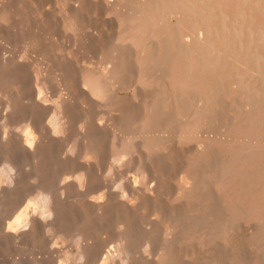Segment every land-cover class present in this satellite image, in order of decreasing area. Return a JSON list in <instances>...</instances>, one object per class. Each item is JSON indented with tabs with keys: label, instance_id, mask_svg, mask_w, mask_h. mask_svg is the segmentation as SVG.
Wrapping results in <instances>:
<instances>
[{
	"label": "bare ground",
	"instance_id": "1",
	"mask_svg": "<svg viewBox=\"0 0 264 264\" xmlns=\"http://www.w3.org/2000/svg\"><path fill=\"white\" fill-rule=\"evenodd\" d=\"M110 4L108 10L116 13V35L108 60L98 67H82L77 82L100 107L103 100L120 97L127 79L144 92L131 94L130 107L118 108L123 116L117 124L99 122L85 112L78 126L83 155L76 159L74 148H68L73 156L65 160L66 171L54 181L35 173L34 195L28 199L19 162L28 160L37 170L46 144L53 148L66 141L70 101L60 93L58 101L52 102L43 86L37 85L29 96L26 88L13 92L8 84L2 85L6 72H0V94L4 95L0 99V109L4 107L0 114V244L21 248L32 239L61 234L74 225L76 250L50 247L38 264H133L137 250H149L151 245L145 243L151 242L156 230L160 233L162 225L163 241L156 242L152 258L139 257L142 264H216L218 258L236 264L239 241L230 245L215 241L195 260L180 242L182 235L196 231L198 235L190 237L204 246L207 241L212 244L211 239H221V229L232 224L233 233L245 227L241 235L256 240L249 246L255 253L248 260L260 264L264 257V0H112ZM8 10L0 4V17ZM21 110L26 111L28 122L25 133H9V121ZM103 131L110 133L104 140L99 139ZM190 141L193 144L181 146L180 153L174 150L180 154V158L175 155L180 159V174L174 179L176 195L161 205L160 189L169 175L164 166L173 153L148 169L144 156L135 152ZM105 151L111 152L109 168L116 167L120 176L124 177L123 164L140 170L122 179L116 191L107 187V179L99 173L98 160ZM148 170L156 182L140 183ZM148 203L154 206L155 216L149 221L138 219ZM68 206L77 207L81 218L78 209V219L68 214ZM110 212L122 218L116 220L117 244L83 242L90 234L85 230L87 223H104ZM173 222L180 226L171 231ZM137 238L143 241L142 248ZM18 254L11 264H25Z\"/></svg>",
	"mask_w": 264,
	"mask_h": 264
},
{
	"label": "rangeland",
	"instance_id": "2",
	"mask_svg": "<svg viewBox=\"0 0 264 264\" xmlns=\"http://www.w3.org/2000/svg\"><path fill=\"white\" fill-rule=\"evenodd\" d=\"M111 1L112 0H0V4L5 5L9 9L8 13L6 12V16H4L3 18L2 16L0 17V72L2 71L6 72L5 80L2 85L8 84L7 85L8 88L9 89L11 88L10 90H12L13 92H17V90H24V88H26L24 91H25V95H27L28 93V96L31 94L32 91L33 92L37 91V87L40 88L41 86H43L45 92L44 95L47 96L48 99H50V101L51 100L52 102L58 101L61 93L63 94V96L66 95L65 97L68 98V100L70 101V107H71L69 108L71 112L70 111L68 112L69 128L67 131V139L63 143L66 145H64L63 147L62 144L58 147L54 146L52 148L51 145L47 143L44 148L43 160L39 163L40 165L38 166L37 170L36 167L34 168L35 171L37 172L35 171L32 172V170H34L32 168V163L29 164L28 160L20 159L21 162L23 161L22 163L21 162L19 163L21 167H23L22 180L25 184L24 186L25 193L26 195H28L26 196V199L34 195L35 177L37 176L38 178L43 177V179L45 180H47V178L54 177L52 179L50 178L51 180L54 181L56 177H58L61 173L66 171L65 160H67L68 157L74 155L73 157L77 159L83 155L85 147L82 146L80 135H78V132L80 131L78 126L80 124L79 122L81 121V119L84 118L85 112L86 114L88 113L87 114L88 116L90 117L93 116L92 118L97 119V121L99 122L103 121L104 123L112 122V124H117L118 122L121 121L119 119H121V117L123 116V114L118 110V108H120L121 106L130 107L132 102L131 96L134 93H136L135 95H139L142 93V91L144 92V90L141 88L140 85H138L137 83L136 85L134 82L127 79L126 81L127 84L125 86L128 87L127 89L125 87V89L123 88L119 91L120 97L116 99L115 97L112 98L109 97L107 98V100H103L104 103L101 104L100 107V104L98 103L96 104V102L93 99H91L88 95H86L83 92L81 88L82 86L77 82L78 75L80 73L79 70L82 67H92V66L98 67L102 64H106L108 60V57L111 52V40L116 35L115 33L116 13L115 12L113 13L111 12V10L110 11L108 10V8L110 9L111 7L110 4ZM76 8H78L77 14H73L74 9ZM4 63L8 64L7 68H5ZM36 79H38L39 85L37 84ZM74 83L76 85H74ZM69 85H71L72 88L69 87ZM28 88L30 92H28ZM139 90L141 92H139ZM3 96H4L3 93L2 95L0 94V99L3 98ZM84 97L86 98V100ZM87 97L88 100L89 99L91 100L88 101V103H87ZM84 100L88 105H86ZM91 102L93 104H91ZM3 111H4V107H1L0 114ZM25 112H26L25 110H21L12 120L9 121L7 125V128L10 131V132L8 131L9 133H11V131L14 133H25V129L27 127L26 124H28L27 120H25L26 119ZM0 123H1V118H0ZM109 134L110 133H108V131H103L102 133H100L99 139L101 138L104 140L109 137L107 136ZM170 135L171 133H167L166 136L169 137ZM191 143L193 144V142L190 141V143L189 142L184 143L185 145L183 144V145L169 146L170 148H175V149H170L169 147H166L163 149L161 148L152 151H148L145 149L146 147H142L141 149L135 152L136 154H138L139 157L144 156L143 157L144 159L142 161L144 162V164L148 165L147 166L148 169H150V167L152 166H155V164H157V162H159L161 158L165 157V155L167 154L171 155V153H173L172 157L166 161L167 166H164V169H166L164 171L165 172L168 171L167 174H169L170 176L169 175L167 176V178L164 180L162 184V188L160 189V193L163 198L161 200L162 202L160 201L161 205L164 204L165 202L167 203L166 198H168V200H171L176 195L174 179L178 174H180V170H179L180 165H178L180 164V159H178L180 158V154L178 156L176 151L177 152L179 151L180 153L181 146L190 147L192 145ZM186 144L187 145L190 144V145L187 146ZM63 148L66 150L64 151ZM68 148H72V149L74 148L75 153L73 155L67 153ZM168 149H170L171 152ZM60 150L62 152H60ZM174 150L176 151L174 152ZM2 151L3 150L0 147V164L2 162V157H3ZM52 153L54 156L52 157L53 159L51 158ZM105 153L106 154L100 159L101 161L98 160V162L100 168L99 173L103 178L107 179L106 180L108 184L107 187L112 189L114 188L113 190L116 191L119 188L118 186L121 185L123 181L122 179H125L127 175L129 176L137 175V173L140 172V170L133 165L131 166L130 164H126V165L123 164L121 170L122 172L124 171L123 172L124 177L120 176L116 167L115 169L109 168L110 165L109 162H111L110 160L111 152L105 151ZM135 153L134 156L137 157ZM54 154L57 155L55 156ZM65 154L67 155L65 156ZM175 155L178 158L175 157ZM172 158L174 159L171 160ZM44 160L46 161L44 162ZM128 160L129 158L127 159V161ZM35 173L37 174V176ZM151 173L152 172L151 171L149 172L148 170V172H146L145 177L142 178L140 177L141 178L140 183L148 182V184H153L154 181L156 182V179L153 178V175ZM74 175L70 174V177ZM151 178L154 180H152ZM152 208H154V206H152L150 203L146 204L144 210L140 211L139 213L142 216L144 215V217L138 214V219L146 221V217H147V221L151 220L152 217L155 216L151 213ZM76 209L78 208L75 206H68L66 208V211L68 212V214L73 213L71 215L74 216V218L77 217L76 219H78V216H80L81 212L79 211V209L78 212H76L77 211ZM75 212L78 213L77 214L78 216L76 215V217H75L76 214ZM120 218L118 215H114L112 212H110L106 222L104 223L94 222L92 220L89 221L85 226L86 227L85 230L88 231L90 234L87 238L85 237V239H83V242L86 239H88V241L95 244H102L106 242L108 247L110 246L114 247L117 244V236H118V228L116 227L117 224L116 220L117 219L122 220V218L121 219ZM171 224L172 226L169 227L171 231H174L179 225L176 224V222H173ZM70 226L71 227L69 226L66 227V230L62 232L63 234L48 233V235L45 234L40 238L38 237L39 239L38 238L32 239L33 242L30 240L27 244L23 245L21 248L18 247L15 249V247L9 243H6L8 245L0 244V264H11L13 258L17 255V253H19L18 255L21 256V258L25 261V264H33V263L38 264L39 258L43 256H47L49 254L48 251L50 247L53 246L54 248L57 246L59 247L64 246L66 248H70L73 251L76 250V243L78 241L76 236L77 229H75L74 225H70ZM240 227H244V226H240ZM163 228L164 226L162 227L161 225L160 233L158 232V230H156L157 233L155 231V235L153 237L154 240L153 239L151 240V242L155 241L153 242L154 245L151 244L150 241L149 243L147 242L145 243L151 245V248L150 247L148 248L149 250L144 249L139 251V249L137 248L138 249L137 252H139L137 254L138 258H136V262L134 261L133 264H142L141 259L139 258L141 255H145L143 256L144 258H148V257L152 258L155 255L154 248H156L157 246L156 242L157 244H159V242L161 243V241H163L164 239L162 232V230H164ZM244 229L241 228L240 230L237 229V231L234 232L235 233L234 235L233 225L228 224L223 229H221L222 231L221 239H216V240L211 239L212 244H209L211 242L207 241L208 244L206 246H204L206 243H203L201 241L199 242L198 240H196L197 238L190 237L191 235L189 234H193L197 236L198 233L196 231L187 232L185 230V232H187L188 234L182 235L184 236L185 239L183 238L182 240H180V242L181 244L183 242V246L186 247L187 251L193 255V260H195L196 258H199L198 256L201 253L203 252L205 253L206 251L205 247L209 245H215L216 244L215 241H219L221 245L224 244L230 245L233 242L237 243L239 241L238 243H240L243 246V248L242 246L240 247L239 250L240 254L238 255V257L239 256L240 257L239 258L237 257L238 259L236 258L237 262L235 263L251 264L250 262L251 260L248 259L250 258V256L251 257L253 256L254 250L250 247H252V245L256 240L250 236L244 237L245 234L241 235ZM46 235L48 237H52L50 239L57 244L54 245L55 243H53L52 241L48 242L47 241L48 237ZM240 235L243 238H241ZM41 238H43V240H41ZM142 243L143 241L141 240V238L136 239V244H138L137 246L141 247ZM19 249L20 251H18ZM262 253L264 255V251H262ZM261 257L264 260V257L263 256ZM216 260L218 261V263L220 262L219 264H228L227 259L218 258ZM246 260L249 262L247 263ZM263 260L260 264H264Z\"/></svg>",
	"mask_w": 264,
	"mask_h": 264
}]
</instances>
